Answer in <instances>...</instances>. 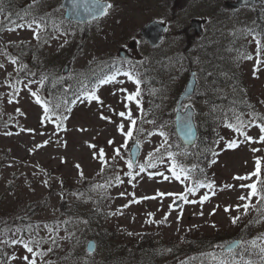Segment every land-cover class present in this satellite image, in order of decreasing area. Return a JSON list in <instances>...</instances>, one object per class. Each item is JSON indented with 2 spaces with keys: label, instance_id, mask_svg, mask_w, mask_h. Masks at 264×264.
<instances>
[{
  "label": "rangeland",
  "instance_id": "374dc122",
  "mask_svg": "<svg viewBox=\"0 0 264 264\" xmlns=\"http://www.w3.org/2000/svg\"><path fill=\"white\" fill-rule=\"evenodd\" d=\"M60 1L0 0V241L21 236L24 239L29 236L42 239L46 242H42L37 250L44 251L46 255L42 260L38 259V264H61L62 252L70 249L72 243L74 245L73 239L76 241L87 233V242L97 239L93 230L98 237L100 230L107 235L105 242L97 245L100 261L107 257L108 249L105 247L108 240L112 241L109 250L121 258L120 253L126 254L130 250L127 247L134 241H140L143 233L148 241L166 242L167 245L163 246L166 250L184 249L190 239L198 241L203 233H215L219 237L244 233V226L249 227L247 232L259 234L257 237L264 236V204H257L254 197L252 204L255 207L250 208L247 215L243 214V208L238 211L236 205L245 203L238 197L248 192L240 185L251 181L234 179L253 172L257 158L264 161V143L259 142L262 133L257 127L259 116H256L264 117V37L254 27L258 22L255 16L264 15V1L260 6L231 8L226 4L228 0H112L114 7L107 16L86 24L65 18L60 21L63 12ZM180 9H184L181 16ZM46 12V16L51 13L43 19L42 14ZM190 15L205 19L203 26L206 32L201 40L218 36L225 39L227 50L232 49L226 55L222 50L216 52L212 58L223 59L225 73L230 69L236 71L235 68L243 71L241 83L245 97L250 99L251 105H256L248 114L249 122L243 132L256 142H243L241 132L224 128L225 136L210 158L209 179H212L214 188L201 187L194 194H189L188 199L196 203L181 200L175 204L178 196H160L159 193H186L187 188L194 185L193 178L188 175L190 179L182 183L172 176V160L163 150L171 140L172 121L165 117L161 122L168 136L167 144L161 147L164 142L158 134L161 128H152L155 123H150L152 120L144 115L143 103L138 107L134 101L126 99L128 94L137 91V85L123 75L127 71L116 70L101 78L116 75L115 81L108 84L99 82L96 87V95L103 103L89 101L85 96L78 98L71 111L63 114L67 118L60 128L52 122L58 123L53 118L43 120V108L31 93L38 91L42 83L40 78L46 72H63L64 78L69 76L64 72L69 57L75 58L72 72L89 65L95 58L99 62L104 59L115 61L123 45L134 56H142L148 50L147 43H131L132 39L138 38L137 29L147 20L154 17L171 19L169 29L177 31L175 20L185 25L189 23ZM8 17L15 23L6 25L4 21L2 25V19ZM33 19L44 25L39 40L27 26L16 27V24L27 25ZM234 26L240 29L239 37L230 42ZM180 32L190 38L185 28ZM255 38L261 40L259 56ZM182 44V40L176 42L174 37H168L156 48L154 57L161 60L163 53H168L173 45ZM245 54L253 58L246 59ZM204 58H209V55ZM258 59L261 63L257 71ZM164 82L159 114L171 111L176 91L185 85L183 67H175L171 75L165 76ZM217 86L223 87L222 84ZM140 98L141 94L137 97L141 102ZM185 103L195 107L196 120L205 116L207 104L203 99L195 95ZM129 109L136 121L142 120L137 132L142 151L132 169L126 163L130 158V140L126 141L117 128L124 123L125 130H128V120L118 113ZM102 116L109 117L110 121L102 119ZM135 134L134 131L133 136ZM233 140L239 142V147L230 149L227 144ZM125 143L127 147H121ZM90 144L96 148H90ZM116 148H121L120 156L115 155ZM254 148L260 151L253 152ZM99 149L106 154L107 173L101 170L100 160L94 158ZM160 151L164 153L161 157ZM150 154L155 167L140 172L139 165L147 164ZM77 164L80 169H77ZM129 171L133 176L127 175ZM225 185L234 187L225 188ZM204 195L210 199L201 204L199 201ZM229 206L231 210L226 212L225 208ZM234 216L241 217L236 224L231 222ZM28 219L33 221L29 225ZM17 228L23 231L17 233ZM2 246L6 252H0V264H26L21 258L24 255L31 258V254L19 244L0 243V249ZM84 248L81 246L83 251H88ZM13 255L16 260L11 259ZM166 263L172 262L166 260Z\"/></svg>",
  "mask_w": 264,
  "mask_h": 264
},
{
  "label": "trees",
  "instance_id": "16d2710c",
  "mask_svg": "<svg viewBox=\"0 0 264 264\" xmlns=\"http://www.w3.org/2000/svg\"><path fill=\"white\" fill-rule=\"evenodd\" d=\"M255 18L258 20L257 23L261 25V32L264 31V15L261 16L258 14ZM239 33L240 29L234 26L232 28L230 42H235L236 38L239 37ZM205 47H207V49L215 48V46L209 47L208 44H206ZM222 47H224L225 51L232 52V49L227 50L225 45ZM221 61L223 60L218 61L215 58H209V60H207L209 64H206L204 63L206 60L201 59V68L203 72L200 73V78L204 80L203 83H207H205L204 88L200 87L198 95L207 103L208 115H206L205 118L208 121L206 122V120H204L199 122V138L197 143L186 146L175 134L170 143L171 147L165 149L166 151L169 149L178 151L179 164L185 166L188 171L192 172L194 179L201 184L209 182L211 173L210 158L220 138L223 136V128L227 127L229 123L238 124L237 118L243 121L245 125V121H247V112L253 109V105L249 103L250 99L245 97L246 93L242 89L241 77H244L243 71L235 68L236 71L230 69L228 73H225L224 64L218 63ZM89 70L90 69L87 68V71ZM218 72H221V74H218ZM216 79H221L224 84L223 89L218 92L213 83ZM93 85L94 79L81 76L78 88L79 91L83 92ZM48 89L53 92L57 91V88ZM155 90L159 91L158 89ZM95 218H97L96 215ZM32 222L31 219H28L27 225ZM99 233L100 237H98L96 230H93V234L97 237L100 246V243L103 244L105 242V237H107V235L102 230H100ZM87 236H89L88 233L85 234V236L80 235L76 241L73 239L74 245L72 243L70 249H66L62 252L61 264H167L166 260L171 261V264H214V262L206 258L205 255L209 257L210 251L207 249H212V247L217 244L216 235L203 233L201 239L198 241L190 239V242L185 244L184 249L179 247V249L173 248L166 250L163 247L167 245L166 242L163 240L152 241L150 239L148 241L146 239V234L143 233L140 241H134L132 245L127 247V249L130 250L126 254L124 252L120 253L121 258L115 256L114 252L109 250L110 246H112V241L109 242L108 240L107 246L105 247V249H108L107 257L104 261H100V251H98V249L94 253L82 250L85 249V240ZM3 248L2 246L0 252L4 254L6 249Z\"/></svg>",
  "mask_w": 264,
  "mask_h": 264
},
{
  "label": "snow or ice",
  "instance_id": "6c2138e0",
  "mask_svg": "<svg viewBox=\"0 0 264 264\" xmlns=\"http://www.w3.org/2000/svg\"><path fill=\"white\" fill-rule=\"evenodd\" d=\"M72 5H73V9L75 10L76 5H77V0H72ZM113 7L114 6L110 2V0H92L91 5H88L87 2L85 3V9L84 10L93 19H96L100 16H107L109 14V11ZM11 23H15V22L13 21ZM25 26H27L28 28L33 30L34 36L37 40L40 39V30L44 26L42 22L33 19L30 23H27V25L16 24V27H25ZM9 30H14V29H9ZM255 43L257 45V55L259 56L261 49H262L261 40L259 38H255ZM244 58L252 59L253 57L251 55L245 54ZM12 63H16V61L12 60ZM260 63H261V61L258 59L257 60V71L259 70V64ZM0 67H2V65H0ZM123 75L127 76L129 80H132L137 85V91L135 93L128 94L126 99L129 102L134 101L138 107H141V102L139 99H137V97L140 96L139 86L141 84V81L139 79L135 78L131 72H125V73H123ZM115 80H116V75H111V76H108L106 79H102L100 81V84H108V83L113 82ZM122 91L126 92L127 90L122 89ZM31 94L33 97H35V102L43 108V120H45V121L51 120L52 116L55 115L53 108H50L48 102L46 100H43L36 92H32ZM85 97L89 101H97V102L103 103L100 100V97L98 95H96L95 92H86ZM73 103H75V101H73ZM56 107H59V105H57ZM67 111L70 112L71 108H68ZM118 115L121 118H126L129 122L128 130H125V124L124 123H120L119 125H117L118 131L121 133L122 136L125 137L126 141L131 140L133 138L135 126L137 123L136 119L133 118L130 109L127 112L121 111L118 113ZM66 118L67 117L57 116V120H59L60 122L59 123H56V121H52V122L56 124L57 128H60L63 124V120ZM101 118L110 121L109 117L102 116ZM237 120H238V124L229 123L227 125V127L233 128L235 131L241 132V135H243V137H244L243 142H249V141L256 142V141H253V138L248 136L246 132L241 131V129H243L245 127V125H244L243 121L239 120V118H237ZM149 122L151 123L152 121H149ZM257 127L260 128V131L262 133V135L259 137V142L264 143V123L258 124ZM158 134L164 138V142L161 145V147H164V145L167 144L168 136L163 131V126H161V130L159 131ZM109 143L112 144V143H114V141H109ZM89 147L93 148V149L96 148V146L92 145V144H90ZM121 147L126 148L127 143H125ZM168 147H171V146L169 145ZM227 147L230 149H235V148L239 147V142H237L236 140L230 141V142H228ZM114 151H115L116 156L121 155V148H116ZM156 151H159V149H157ZM252 151L257 152V151H260V149L254 148V149H252ZM105 155L106 154H105L103 149H99L97 151V153L94 154V158L100 160L102 171H103V168L107 166V160L105 159ZM167 155L172 160L171 168H170L172 176L176 180L181 181L182 183L185 180L190 179L186 170L177 163L174 154L171 151H168ZM148 160H149V162L147 164H140L139 165V171L140 172L146 171L147 168L155 167V165L153 163H151L152 154L149 155ZM126 163H127V167L129 169H132L134 167L133 160L131 159V157L126 161ZM262 164H264V161H262L261 158H257L255 161V168H254L253 172H251L245 176L234 177V179L239 180V181H251L250 183H242L240 185L241 188L248 189V192L246 195H241L238 197L239 200L245 201V203L236 205V209L238 211L240 208L244 209V213H243L244 215L248 214V211L250 210V208L255 207V205L252 204V199L254 197L256 198L257 204H264V179L261 178V176H262ZM76 167H77V169H80V165L77 164ZM80 175H81V177H83V171L82 170L80 171ZM127 175L133 176V173L131 171H129L127 173ZM160 175H163V174L160 173ZM182 177H183V179H182ZM253 177H255L256 179L253 180ZM133 178H135V177H133ZM164 178L168 179V177H164ZM117 180H119L118 177H117ZM200 187H207L209 189H213L214 185L212 183H208L207 185L197 183L195 187L187 188L186 193H178V194L159 193V195L160 196L176 195V196H178V198L180 200L184 201L185 203H196V201H190L188 199V195L194 194L197 191V189ZM224 187L225 188H232V187H234V185H225ZM214 194H215V192H213V195ZM151 198H154V197H151ZM143 199H150V197H144ZM209 199H210V197L208 195H204L199 202L201 204H203L205 201H208ZM133 202H137V201H133ZM230 210H231V206L225 208L226 212H228ZM240 219H241L240 216H234V217H232L231 222L233 224H236ZM15 231L17 233H19L21 230L19 228H17ZM258 241H264V236L257 237L256 239H253L250 242H242L241 243V251L239 253H234V250L231 246L224 249L222 246L218 245L217 247H221V249H222V254L218 255L216 253H210L209 256H210L211 260L214 262V264H257V261H254L250 258H248V259L245 258L246 254L250 253L251 255H255V256L259 257V264H264V243H258ZM42 242H46V241H42V239H36L35 237H32V236H29L28 239H24L21 236V237L16 238V239H11L10 241H8V240L0 241V243H10L11 245H18V244L21 245L23 247V249L26 250L27 253L31 254V258L29 255H24L21 258L24 262H26V264H38V259L42 260V258L46 255V253L44 251L37 250ZM53 243H55L54 239H53ZM244 243H249L250 248L243 247ZM48 251H51V248H49ZM237 256L239 257V259H237ZM11 259L16 260L17 257L15 255H13L11 257Z\"/></svg>",
  "mask_w": 264,
  "mask_h": 264
},
{
  "label": "water",
  "instance_id": "95a60500",
  "mask_svg": "<svg viewBox=\"0 0 264 264\" xmlns=\"http://www.w3.org/2000/svg\"><path fill=\"white\" fill-rule=\"evenodd\" d=\"M87 2L88 5H91L92 0H77V5L75 10L73 9L72 0H64L63 5L67 7L66 16L72 19L77 20H83L87 21L91 19L92 17L87 14L85 9V3ZM258 2H261V0H228L227 4L232 7H237L239 5L244 4H256ZM201 22L199 19H193V25L197 27L198 31H201ZM164 30V24L158 23V22H152L149 24L148 27L145 28L144 32L147 37H149L153 42H158L162 36ZM155 34V36L151 34ZM196 86V78L194 75L191 76L189 79L186 88L181 93V96L179 98V104H178V110H177V116H176V128L177 132L180 135V137L183 139V141L187 144H192L195 142L197 138V128L194 121V109L191 106H188L185 110H182L181 103L183 100L190 96ZM141 148L138 142L134 144L132 147V157L135 161L140 154ZM240 240H234L230 242L228 245H226V248L231 246L232 248L235 247ZM96 248V241L94 239H91L88 242V249L93 251Z\"/></svg>",
  "mask_w": 264,
  "mask_h": 264
},
{
  "label": "flooded vegetation",
  "instance_id": "af4514ba",
  "mask_svg": "<svg viewBox=\"0 0 264 264\" xmlns=\"http://www.w3.org/2000/svg\"><path fill=\"white\" fill-rule=\"evenodd\" d=\"M9 19L11 18V17H8ZM64 70H65V68H64Z\"/></svg>",
  "mask_w": 264,
  "mask_h": 264
}]
</instances>
